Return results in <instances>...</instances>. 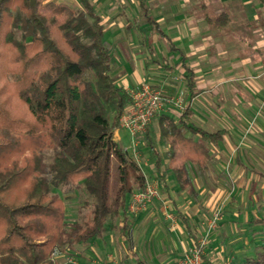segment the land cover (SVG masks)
Listing matches in <instances>:
<instances>
[{
  "label": "trees",
  "instance_id": "trees-1",
  "mask_svg": "<svg viewBox=\"0 0 264 264\" xmlns=\"http://www.w3.org/2000/svg\"><path fill=\"white\" fill-rule=\"evenodd\" d=\"M78 1L80 7L54 0H0V128L14 133L13 139L0 138V264H56L51 257L56 246L73 247L101 236L111 216L122 219L121 229L129 235L128 200L147 180L114 139L132 97L113 73L102 17L91 0ZM138 2L150 31L165 37L146 0ZM227 20L221 14L211 21L221 26ZM169 50L177 48L169 45ZM180 60L193 90L195 73ZM162 66L172 68L166 58ZM192 114L190 106L177 119L160 113L164 156L146 132L156 173L167 190L169 169L180 189L193 192L190 165L207 166L208 144L224 140L226 129L198 126ZM45 149L52 150L50 161ZM113 159L118 185L110 197ZM66 185L93 197V215L82 224L66 221L56 191ZM178 215L196 243L189 220L181 211ZM203 261L212 264L205 256ZM234 264H264V237L258 249Z\"/></svg>",
  "mask_w": 264,
  "mask_h": 264
},
{
  "label": "rangeland",
  "instance_id": "rangeland-1",
  "mask_svg": "<svg viewBox=\"0 0 264 264\" xmlns=\"http://www.w3.org/2000/svg\"><path fill=\"white\" fill-rule=\"evenodd\" d=\"M177 1L171 0L174 3ZM68 4L80 7L75 3ZM98 4L97 11L106 27L105 42L112 53L113 73L119 75L120 83L128 91L137 89L144 81L161 89L163 110L177 119L181 110L170 108V104L174 105V100L181 102L178 99L182 95V105L186 106L191 98L190 88L186 89L189 92L186 94L182 82L184 72L179 71L175 75L178 78H174L177 91L170 93V70L162 66L165 58L170 61L166 39L150 31L137 0H100ZM148 6L154 18L164 16L170 22V16H166L167 10L170 11V0L149 1ZM256 22L259 26L264 25L260 19L253 23ZM236 33L232 35H238ZM248 38L254 42L263 38V32L249 33ZM237 55L243 56L240 60L247 58L249 67L259 64L264 66V46L255 49L252 45L246 48L243 44L237 49ZM175 57L178 54L175 53ZM226 61L225 57H220L222 63L207 60L198 67L202 69L201 72L218 65L225 70L230 67ZM256 70L258 73L254 76L247 77L240 73L228 81L229 87L222 84L218 89L209 88L198 98L192 99L195 105L193 116L204 118L205 128L226 129L222 142L218 145L208 144L211 158L207 166L199 168L190 165L193 192L180 189L169 169V189L164 191L165 188H161V180L154 166L155 156L147 145L146 137L149 129L158 152L164 156L167 143L160 135L157 122L159 114L152 119L145 132L131 137L130 143L127 140L119 143L127 147L130 157L137 162L146 179L159 184L160 197L136 213H130L127 207L130 215L127 221L129 235L121 229L124 225L122 219L111 216L101 236L73 247L56 246L58 254L54 249L51 255L54 262L70 264L68 259L74 258L84 264H137L136 259L141 258L147 264H161L164 259L158 255L161 251L158 246H161L162 250L168 251V256H173L170 257V263L179 264L184 250L195 243L177 211H181L189 220L197 236L196 243L204 242L201 247L203 256L213 264L241 262L258 249L264 237V73ZM207 75L205 78L210 76ZM172 98L174 100L170 101ZM174 106L185 108L176 104ZM119 125L114 133L123 129ZM13 137L14 133L0 128V138ZM44 154L46 161H50L52 150L45 149ZM117 185V161L113 159L110 197L116 195ZM170 189L179 206L172 205L170 195L166 193L170 194ZM56 191L63 199L67 222L82 224L92 217L94 200L83 188L66 185ZM214 216H218L215 227H209ZM160 223L162 230H157V235V231L151 230V227L159 226ZM128 236L131 245H128ZM169 241L177 242V245L174 243L176 248L171 247Z\"/></svg>",
  "mask_w": 264,
  "mask_h": 264
},
{
  "label": "crops",
  "instance_id": "crops-1",
  "mask_svg": "<svg viewBox=\"0 0 264 264\" xmlns=\"http://www.w3.org/2000/svg\"><path fill=\"white\" fill-rule=\"evenodd\" d=\"M54 1L65 4L75 3L77 6L80 5L78 0ZM91 1L95 5V7L98 8V3L100 0ZM149 1L154 0H146L147 5ZM149 13L151 16H153V13L150 9ZM167 13L168 14L166 16H170V22H168L166 17L164 16L155 19L159 23L160 28L166 34L163 38L166 39L168 45H170V47L174 46L175 48H177V50H170L169 63L172 66V68L170 69V93L177 91L175 87L177 81L174 80V78H178L175 76L176 73L179 71L184 72L185 70L182 66L183 61L180 60L182 59V57L184 58L185 63L189 65L195 73V86L193 90H190L191 98H189L186 106L181 105V107L190 106L194 112L195 105L193 104L194 101H192V99L198 98L199 95L205 93L209 88L214 89L215 87V89H218L222 84H226V86L229 87L228 81L236 78V75L240 73L246 74L247 77L254 76V74L258 73L256 69H259V72L262 71V74L264 73V69H262L264 67L263 64L249 67L247 65L249 63L247 62L248 59L246 58L240 60V57L243 56L237 55V49H239L243 44L246 48L248 45H252L253 47H255V49L264 46V25L259 26L258 22H256L257 24L253 23L254 21H257V19H260L262 22H264V0H178L176 3L171 2L170 0V11L168 12L167 10ZM221 14H223V16L227 15L228 22L225 25L221 26H219V24L216 25L212 23L211 20L215 19ZM235 31L239 32L236 33ZM256 32H263V38L257 39L252 42V39L249 40L248 34L251 33L252 35V33L254 34ZM235 33L238 35L233 36L232 34ZM227 44L229 45L227 46ZM228 50H231V52ZM211 51H213L214 53H212ZM175 53L178 54L177 58L175 57ZM220 57H225L227 60L226 62L230 63V67L224 70L222 68H219L218 65L216 66V68L213 67L201 72L202 69H200L198 65L207 60H209L210 62L216 61L219 63ZM176 61L179 62L176 63ZM207 74H209L210 76L205 78V76H208ZM182 82L183 89L187 92L186 94H189V89L188 85L186 84L185 77ZM142 83L143 82H141L139 85H141ZM179 96L182 97V95ZM170 105V108L172 109H178L181 110V112L183 110V108L179 109L180 107H175V104ZM161 113L167 112L166 110H163ZM191 121L196 123L198 126H205V119L200 117L197 118L193 116V114L191 117ZM114 139L115 141L120 143H122L123 140L130 143L131 136L127 130L120 129L116 133H114ZM164 191L168 190L164 189ZM170 199L173 206H179L172 196L171 189ZM161 226V223L159 224V226L154 225L153 227H151V230H162ZM191 230L193 233H195L192 227ZM187 232L189 233V236H191V232L188 228ZM157 235H159V231H157ZM191 239L193 240V237H191ZM169 243L170 241L168 242V244ZM174 243H170L171 247L176 248L177 242L175 243L176 245H174ZM158 247H160L162 251H159L160 254L158 255L160 257H164L161 264H173L169 261L170 257L173 256H168V251L162 250L161 246ZM210 263L212 262L210 261Z\"/></svg>",
  "mask_w": 264,
  "mask_h": 264
},
{
  "label": "built area",
  "instance_id": "built-area-1",
  "mask_svg": "<svg viewBox=\"0 0 264 264\" xmlns=\"http://www.w3.org/2000/svg\"><path fill=\"white\" fill-rule=\"evenodd\" d=\"M129 92L132 101L122 113L119 126L127 130L131 137H135L145 132L152 119L163 111L164 98L161 89L153 87L149 82H143L137 89L130 90ZM179 98L178 100L181 102L173 98L170 101L174 100V104L181 106L183 99L182 97ZM159 197V184L147 180L143 189L132 192L128 203V210L130 213L139 212L145 209L155 198ZM217 220L218 216H214L209 222V227H215ZM198 244L195 243V245L184 252L179 264H205L201 249L204 242ZM58 252L56 250L57 254ZM68 262L70 264H84L74 258H69Z\"/></svg>",
  "mask_w": 264,
  "mask_h": 264
}]
</instances>
